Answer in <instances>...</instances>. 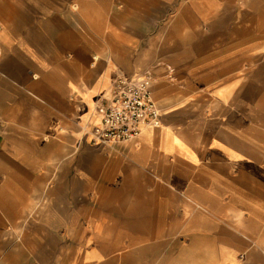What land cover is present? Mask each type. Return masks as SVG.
Masks as SVG:
<instances>
[{"label":"crops","instance_id":"1","mask_svg":"<svg viewBox=\"0 0 264 264\" xmlns=\"http://www.w3.org/2000/svg\"><path fill=\"white\" fill-rule=\"evenodd\" d=\"M0 264H264V0H0Z\"/></svg>","mask_w":264,"mask_h":264},{"label":"built area","instance_id":"2","mask_svg":"<svg viewBox=\"0 0 264 264\" xmlns=\"http://www.w3.org/2000/svg\"><path fill=\"white\" fill-rule=\"evenodd\" d=\"M98 121L90 128L92 140L111 145L136 139L145 125L159 123V107L148 78L118 76L111 91L96 104Z\"/></svg>","mask_w":264,"mask_h":264}]
</instances>
